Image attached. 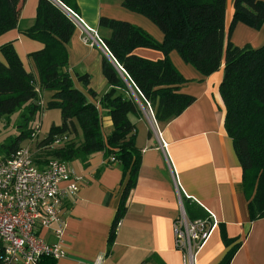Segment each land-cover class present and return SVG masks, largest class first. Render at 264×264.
<instances>
[{"label": "trees", "instance_id": "trees-1", "mask_svg": "<svg viewBox=\"0 0 264 264\" xmlns=\"http://www.w3.org/2000/svg\"><path fill=\"white\" fill-rule=\"evenodd\" d=\"M78 12L76 0H39L33 26L22 32L44 48L28 55V72L12 43L0 45V122L20 112L17 134L0 145V159H9L27 141H37L39 166L55 159L66 165L78 161L88 167L90 159L102 153L105 167L118 165L125 188L121 205L112 224L107 255L121 219L126 199L137 184L142 164L137 147L138 128L133 118L141 115V103L149 104L155 121L167 124L179 117L195 98L181 93L187 80L169 55L175 51L182 60L208 77L224 65L219 90L226 108L225 130L243 171V184L251 221L264 219V45L235 46L231 37L238 24L260 31L264 25V0H234L233 15L226 26L227 0H119L125 9L154 23L164 35L157 41L131 23L102 17L99 35L116 65L101 60V73L110 90L99 96L89 88L90 76L78 74L79 82L98 99L91 103L79 90L69 71L68 45L76 26L56 3ZM114 2L116 0H106ZM25 0H0V36L18 26ZM148 48L163 58L149 60L135 54ZM51 99L42 103V94ZM61 111L62 123L53 125L43 140L31 127L46 110ZM111 118L113 128L103 134L102 117ZM59 145H55L56 142ZM124 183V181H123ZM189 220L205 219L208 213L185 198ZM226 245L232 242L223 235ZM240 244L235 245L220 264H230ZM45 260L44 259L41 264ZM54 261V260H53Z\"/></svg>", "mask_w": 264, "mask_h": 264}, {"label": "crops", "instance_id": "crops-1", "mask_svg": "<svg viewBox=\"0 0 264 264\" xmlns=\"http://www.w3.org/2000/svg\"><path fill=\"white\" fill-rule=\"evenodd\" d=\"M233 1L227 0L226 4V11L230 9L229 15L226 14L227 28L233 15ZM76 3V13L86 28L98 34L99 21L106 17L136 25L159 42L164 40L154 23L125 9L119 0H76ZM38 4L39 0H25L17 28L0 36V45L12 43L28 72L33 71L28 55L44 48L42 43L22 34L33 26ZM83 30L76 28L68 45L69 71L75 86L98 105V99L79 82L77 75H89V88L101 96L110 90L101 73V60L106 58L117 64L107 47L86 43ZM231 41L240 48L246 45L259 48L264 45V25L256 31L238 24ZM135 54L153 61L164 57L160 51L148 48L137 49ZM169 57L187 80L181 93L194 97L195 101L167 124L157 123L154 112L141 103V115L133 120L138 128L137 147L142 164L137 184L124 204L126 213L111 254L107 255L108 239L127 180L118 165L105 167L104 156L98 153L90 159L88 167L78 161L68 164L72 174L83 179V184L76 195L64 200L66 257L45 260L43 264H183L182 254L175 246L174 225L183 210L187 215L184 197L204 209L214 224L195 264H220L237 244L240 247L230 264H264V219L251 221L243 171L225 130L226 108L219 90L224 65L205 77L177 52H171ZM0 60H4L1 54ZM41 96L46 104L52 94L44 92ZM41 120L36 125L38 136L42 131L49 133L53 125H61V111L46 110ZM102 122L106 137L113 123L106 114ZM224 234L232 242L230 245L224 243ZM46 235L51 240L50 233Z\"/></svg>", "mask_w": 264, "mask_h": 264}, {"label": "built area", "instance_id": "built-area-1", "mask_svg": "<svg viewBox=\"0 0 264 264\" xmlns=\"http://www.w3.org/2000/svg\"><path fill=\"white\" fill-rule=\"evenodd\" d=\"M56 3L76 28L84 29L86 43L106 49L99 34L86 28L75 11ZM147 107L153 114L149 104ZM162 146L166 144L163 142ZM82 184L83 179L58 160L50 159L39 166L28 147H21L7 160L0 159V264H41L47 258H65L64 200L76 195ZM213 228L209 214L205 219L191 221L183 210L174 225L175 246L182 254L183 264H195ZM44 232L50 233L51 240Z\"/></svg>", "mask_w": 264, "mask_h": 264}, {"label": "rangeland", "instance_id": "rangeland-1", "mask_svg": "<svg viewBox=\"0 0 264 264\" xmlns=\"http://www.w3.org/2000/svg\"><path fill=\"white\" fill-rule=\"evenodd\" d=\"M229 25V24H228ZM229 27V26H228ZM243 38H240L239 40H242ZM20 118V112H16L13 115L10 116L9 120H3L0 122V145L1 143L9 136H14L17 134V123ZM41 117H37L34 122H32L31 127L34 128L38 123H40ZM48 133L41 132L38 136L39 140H43L46 138ZM23 147H28L31 152L33 153V156L35 158L36 155H38L39 151L37 148V141H27L23 144Z\"/></svg>", "mask_w": 264, "mask_h": 264}, {"label": "bare ground", "instance_id": "bare-ground-1", "mask_svg": "<svg viewBox=\"0 0 264 264\" xmlns=\"http://www.w3.org/2000/svg\"><path fill=\"white\" fill-rule=\"evenodd\" d=\"M229 11H230V9H229V8H227V15H229Z\"/></svg>", "mask_w": 264, "mask_h": 264}]
</instances>
